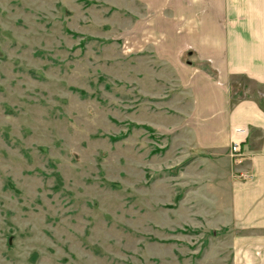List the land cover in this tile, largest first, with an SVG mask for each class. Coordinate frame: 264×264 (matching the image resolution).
<instances>
[{
  "label": "rangeland",
  "instance_id": "obj_1",
  "mask_svg": "<svg viewBox=\"0 0 264 264\" xmlns=\"http://www.w3.org/2000/svg\"><path fill=\"white\" fill-rule=\"evenodd\" d=\"M134 5L0 0V264H233L215 156L127 50Z\"/></svg>",
  "mask_w": 264,
  "mask_h": 264
},
{
  "label": "crops",
  "instance_id": "obj_2",
  "mask_svg": "<svg viewBox=\"0 0 264 264\" xmlns=\"http://www.w3.org/2000/svg\"><path fill=\"white\" fill-rule=\"evenodd\" d=\"M132 1L140 13L128 52L172 73L186 106L181 129L222 173L233 264H264V0ZM237 140L240 156L230 159Z\"/></svg>",
  "mask_w": 264,
  "mask_h": 264
},
{
  "label": "built area",
  "instance_id": "obj_3",
  "mask_svg": "<svg viewBox=\"0 0 264 264\" xmlns=\"http://www.w3.org/2000/svg\"><path fill=\"white\" fill-rule=\"evenodd\" d=\"M235 133H237L238 135H244L245 134V129L244 128H240L237 127L234 129ZM240 144L241 141L237 140V141H232L231 146H230V150H229V155L232 159L237 158L240 156L241 153V148H240ZM246 178V177H244Z\"/></svg>",
  "mask_w": 264,
  "mask_h": 264
}]
</instances>
